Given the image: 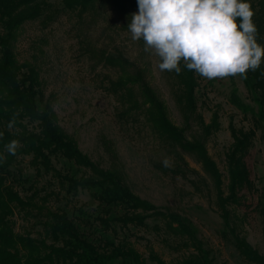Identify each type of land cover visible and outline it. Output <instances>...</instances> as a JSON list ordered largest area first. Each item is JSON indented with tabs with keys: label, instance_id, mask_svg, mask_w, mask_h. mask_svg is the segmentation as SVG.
<instances>
[{
	"label": "rangeland",
	"instance_id": "obj_1",
	"mask_svg": "<svg viewBox=\"0 0 264 264\" xmlns=\"http://www.w3.org/2000/svg\"><path fill=\"white\" fill-rule=\"evenodd\" d=\"M248 2L259 31L257 44L264 47V0ZM32 4L41 5V15L22 24L14 53L20 64L37 71L45 99L62 130L93 163L103 169L118 168L125 183L140 198L160 211L187 219L196 237L212 249L216 264H247L232 243L220 234L224 225L212 179L194 154L161 138L145 121L142 112L131 116L122 114L126 101L109 89L121 69L107 64L105 57L120 56L130 64L128 70L142 72L144 80L165 105L170 121L183 130L188 141L198 140L206 147L223 176L224 191L227 186L225 155L232 144L229 122L237 128L249 126L248 118L229 101L232 89L236 88L241 100L250 104L239 76L209 80L195 73V109L191 111L182 98L180 76L175 70L161 71L158 67L161 58L145 52L143 38L133 41L132 33L123 28L128 13L106 1L95 2L83 11H68L61 0H35ZM237 24L239 28L240 18ZM183 63L182 59L178 66L182 68ZM254 72L264 97V56L256 71L247 70V73ZM214 118L216 125L208 129ZM166 157L170 159V167L162 163ZM30 160L31 157L17 158L10 169L19 171L22 179L11 184L20 197L44 208L42 211L32 207L14 208L8 221L16 233L39 237L45 209L65 207L71 211L72 206L83 205L88 210L96 207L87 191L80 192L66 205L57 180L50 174L37 175ZM243 161L250 182L238 193L239 204L231 207L234 213L231 221L237 235L264 256V144L259 132ZM51 162L57 170L65 167L60 158H51ZM146 225L130 227L119 238L126 236L146 259L153 250L166 264L193 252L191 246L183 245L182 236L165 230L161 219L151 218ZM156 226L160 229H155Z\"/></svg>",
	"mask_w": 264,
	"mask_h": 264
},
{
	"label": "trees",
	"instance_id": "obj_2",
	"mask_svg": "<svg viewBox=\"0 0 264 264\" xmlns=\"http://www.w3.org/2000/svg\"><path fill=\"white\" fill-rule=\"evenodd\" d=\"M34 1L0 0V133L3 134L0 136V156L4 157L0 160V264H166L153 250L146 259L126 236L119 238V234L130 231V227H146V221L151 218L161 219L165 230L182 236L183 245L192 247V253L172 264H216L212 249L196 237L187 219L160 211L140 198L125 183L118 168L103 169L93 163L58 125L57 116L41 89L37 71L20 64L14 53L22 24L41 15L42 7L32 4ZM98 1L109 2L129 14L124 29H128L132 14L138 12L137 0H61V3L68 11H83ZM105 62L121 69L119 77L110 82L109 89L126 101L122 114L131 116L142 112L145 121L161 138L196 156L213 181L224 225L221 236L232 243L247 264H264V256L237 235L231 221L234 214L231 207L239 204L238 193L250 182L243 160L253 145L256 132L260 133L264 144V97L260 93L257 74L246 72V79L239 77L250 104L241 100L236 88L230 94V104L248 118L249 126L237 128L229 122L232 144L225 155L227 186L224 191L223 176L206 147L198 140L188 141L183 130L170 121L165 105L144 80L142 72L128 70L130 64L120 56H106ZM194 75L195 70L183 66L179 74L182 98L191 111L195 109L197 86ZM13 118L14 127L9 129L8 124ZM215 125L214 118L208 129ZM12 140L20 143L16 155L5 151V145ZM19 157H31L37 175L50 174L57 180L66 205H70L80 192L87 191L96 207L88 210L83 205L72 206L71 211L65 207L45 209L39 237L16 233L8 221L14 208L32 207L38 211L44 208L20 197L11 184L22 179L19 171L10 169ZM51 158L62 159L65 167L55 169ZM155 229L160 228L156 226Z\"/></svg>",
	"mask_w": 264,
	"mask_h": 264
},
{
	"label": "clouds",
	"instance_id": "obj_3",
	"mask_svg": "<svg viewBox=\"0 0 264 264\" xmlns=\"http://www.w3.org/2000/svg\"><path fill=\"white\" fill-rule=\"evenodd\" d=\"M137 4L138 12L127 28L133 41L143 38L145 52L161 58V71L175 70L179 75L183 59V67L209 80L238 74L246 79L247 70L256 71L261 64L264 47L257 44L259 31L248 0H137ZM14 124L15 118L8 128ZM19 147V141L12 140L5 151L16 155ZM162 163L170 167L169 158Z\"/></svg>",
	"mask_w": 264,
	"mask_h": 264
}]
</instances>
